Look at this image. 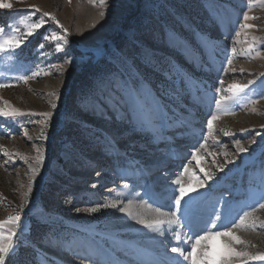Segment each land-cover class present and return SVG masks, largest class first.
Returning a JSON list of instances; mask_svg holds the SVG:
<instances>
[{"label": "rangeland", "instance_id": "1", "mask_svg": "<svg viewBox=\"0 0 264 264\" xmlns=\"http://www.w3.org/2000/svg\"><path fill=\"white\" fill-rule=\"evenodd\" d=\"M7 2L13 8H0L6 30L25 17L35 23L43 12L63 25L45 17L14 53H0V84L11 85L0 88V108L6 100L25 113L0 117V220L27 201L19 247L7 264H174L170 249L178 242L171 233L159 236L136 217L153 218L155 207L171 211L177 178L185 187L205 184L184 205L197 222L222 213L227 223L252 207L264 221L258 208L264 203V45L257 42L246 54L252 36L264 39V6L253 0H107L106 7L89 0ZM245 12L258 19L244 21ZM52 34L67 36L59 52L57 41L44 39ZM231 68L236 71H225ZM33 73L27 82L18 79ZM249 80L255 83L218 112L215 99ZM128 89L142 103L147 97L142 112ZM49 111L45 124L40 114ZM213 113L219 118L209 134ZM236 140L248 152L239 153ZM29 165L39 169L35 179ZM129 201L132 216L119 211ZM106 203L117 207L83 211ZM237 234L248 251L264 252V227Z\"/></svg>", "mask_w": 264, "mask_h": 264}, {"label": "snow or ice", "instance_id": "2", "mask_svg": "<svg viewBox=\"0 0 264 264\" xmlns=\"http://www.w3.org/2000/svg\"><path fill=\"white\" fill-rule=\"evenodd\" d=\"M90 3L96 5L97 3L102 6H107V0H89ZM253 3H258L261 6H264V0H253ZM35 8V12L39 13L41 10L37 6H32ZM251 7V5H250ZM0 8L11 9L13 4L7 2V0H0ZM105 12H100V17H104ZM45 17H49L51 20L55 21L57 25L63 28V25L60 24L56 16L49 12H43L40 16V19L32 23L28 17H25L19 21L17 26L9 27L7 30L0 26V53H14L16 49L20 48L24 44L25 40L28 37L33 36L38 29H40L45 23ZM244 21L249 19H258L255 16H249L247 12L243 16ZM242 28L253 29L256 25L243 23L241 24ZM64 33L68 32V29L64 28ZM45 40H55L56 51H61L63 44H67V36L52 34L51 36L44 37ZM63 41V44L60 43ZM253 44H250L246 54L251 57V52L254 45L259 42L264 45V39L252 36ZM44 45L41 44L40 48H43ZM256 56H260V52H256ZM71 57L65 60V63L72 62ZM227 63L232 64V60L228 59ZM235 72V68L225 69V71ZM241 72L244 70L241 69ZM46 75L49 73H45ZM38 73H33L32 76H20L19 80L27 82L29 79H34ZM260 77H264V73L259 74ZM254 80H249L246 84L233 83L229 86V91L231 95H221L220 99H215V105L218 112L227 111L226 105L230 101H236L237 96L240 93H244L246 89L249 88V85H253ZM220 84H223V80H220ZM11 85L0 84V88L9 87ZM219 92L220 89H217ZM55 95V93H51ZM127 95L134 102L138 111H143V103H147V97H145L143 103L140 100V94L135 89H128ZM264 99V95L260 97ZM258 101L249 100V103L256 104ZM7 106L0 108V117L4 118H15L18 116L25 115L20 109L12 107L8 101H3ZM52 108H56V104L53 103ZM238 106V102H237ZM253 112L256 111L255 108L252 109ZM45 120V124L49 122L53 113L45 112L41 113ZM219 116L216 113H213L210 118L207 120V128L209 134L213 130V122L216 121ZM143 122V121H142ZM264 127V125H262ZM244 131V130H242ZM27 135V130L24 132ZM225 135H231V133L225 132ZM250 143H255L253 139ZM236 149L239 153L248 152L246 148L239 140L235 141ZM203 146V145H202ZM2 147V146H0ZM39 153V149H37ZM5 156H8L9 153L5 152ZM193 158H195V153H193ZM27 160V157H24ZM37 162L43 161V155L37 156ZM230 163L232 161H229ZM32 171V179H35L36 173L39 171L37 167L29 165ZM262 170H264V162H262ZM187 171V169H185ZM99 175V173H97ZM212 175H207L208 180H212ZM173 189L172 193L169 196L171 211H163L162 207H155V215L151 219H146L142 215H138L136 218L138 222L144 225L145 228L149 229L153 233H156L159 236H165L166 233H171V239L177 241V246L171 247L170 252L176 254L173 257L174 264H250V262L261 261L264 262V252H250L248 251L249 242L243 239L240 235L237 234L239 229H247L249 226L255 230L257 227H264V221H259L258 217H254L253 213L257 211V207H252L250 211H243L242 215H239L238 219L233 217L231 220H228L227 223H224L225 217L221 214H213L206 221L197 222L191 214L185 209L184 205L192 199L190 193L196 191L198 188L205 187L203 181H199L196 187L189 185L185 187L184 183L177 178L172 182ZM175 186H178V190ZM95 187V185H93ZM32 191L31 182L28 185V193ZM178 191V194H177ZM24 203L20 204V212H17L15 215H9L6 220H0V264H7L8 259L14 255L19 247V237L17 235V229L20 228L21 221V212L25 207ZM146 207L152 208L153 205L147 201L142 202ZM116 203H106L99 205L97 207H90L83 209L85 212L95 213L100 210V208H116ZM258 208L264 209V203H259ZM133 203L129 201L126 206L119 208L120 212L126 213L129 216L133 215ZM80 211V209H77ZM8 225H11L10 227ZM230 225V226H229ZM220 229V230H217ZM202 232V234H197ZM225 238L221 243L217 244V238ZM243 245L244 247H238ZM190 250H186L189 249Z\"/></svg>", "mask_w": 264, "mask_h": 264}, {"label": "trees", "instance_id": "3", "mask_svg": "<svg viewBox=\"0 0 264 264\" xmlns=\"http://www.w3.org/2000/svg\"><path fill=\"white\" fill-rule=\"evenodd\" d=\"M3 13H5V11H3L2 9H0V16H3L2 14ZM92 75H97L95 72H91V74H90V76H92ZM89 82H90V80H85L83 83H82V85H88L89 84ZM82 96H85V93H83L82 94ZM42 264V263H41Z\"/></svg>", "mask_w": 264, "mask_h": 264}, {"label": "bare ground", "instance_id": "4", "mask_svg": "<svg viewBox=\"0 0 264 264\" xmlns=\"http://www.w3.org/2000/svg\"><path fill=\"white\" fill-rule=\"evenodd\" d=\"M145 206V205H144ZM154 209V208H153ZM148 211V210H147ZM154 211V210H153ZM152 212V211H151ZM144 213V212H143ZM150 213V212H149ZM155 214V213H154Z\"/></svg>", "mask_w": 264, "mask_h": 264}]
</instances>
